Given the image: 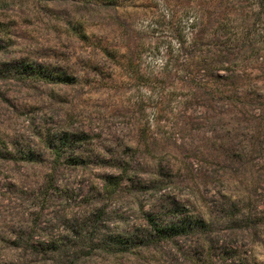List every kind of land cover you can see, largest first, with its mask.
<instances>
[{"label":"rangeland","instance_id":"obj_1","mask_svg":"<svg viewBox=\"0 0 264 264\" xmlns=\"http://www.w3.org/2000/svg\"><path fill=\"white\" fill-rule=\"evenodd\" d=\"M0 264H264V0H0Z\"/></svg>","mask_w":264,"mask_h":264},{"label":"trees","instance_id":"obj_2","mask_svg":"<svg viewBox=\"0 0 264 264\" xmlns=\"http://www.w3.org/2000/svg\"><path fill=\"white\" fill-rule=\"evenodd\" d=\"M194 25V23L192 22V26ZM191 26V27H192ZM17 73L19 74V73H21L20 71H17ZM50 78H51V80L53 81V80H55V78H53L51 75H50ZM58 79H60V78H58ZM59 81H63L62 79L61 80H59ZM67 140V139H66ZM114 184V181H112V180H110V183H108L107 185H106V191H108L109 190V187L110 186H112ZM197 223H200V227H205V224L203 223V222H195L193 225L191 224V226H190V228H194V226H197Z\"/></svg>","mask_w":264,"mask_h":264}]
</instances>
